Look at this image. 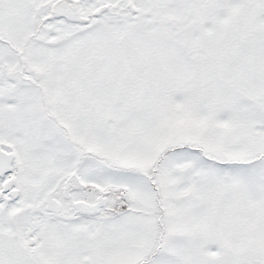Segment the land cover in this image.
Here are the masks:
<instances>
[{
    "label": "snow or ice",
    "instance_id": "obj_1",
    "mask_svg": "<svg viewBox=\"0 0 264 264\" xmlns=\"http://www.w3.org/2000/svg\"><path fill=\"white\" fill-rule=\"evenodd\" d=\"M0 264H264V0H0Z\"/></svg>",
    "mask_w": 264,
    "mask_h": 264
}]
</instances>
